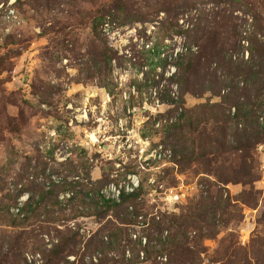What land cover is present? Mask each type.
<instances>
[{"label": "rangeland", "instance_id": "374dc122", "mask_svg": "<svg viewBox=\"0 0 264 264\" xmlns=\"http://www.w3.org/2000/svg\"><path fill=\"white\" fill-rule=\"evenodd\" d=\"M250 38L264 0H0V264H127L113 224L170 222L154 264H264V88L223 85ZM133 177L137 225L103 215Z\"/></svg>", "mask_w": 264, "mask_h": 264}, {"label": "trees", "instance_id": "16d2710c", "mask_svg": "<svg viewBox=\"0 0 264 264\" xmlns=\"http://www.w3.org/2000/svg\"><path fill=\"white\" fill-rule=\"evenodd\" d=\"M108 18L109 17H103L99 19L98 25L99 26L107 25ZM261 30L262 28L260 29V31ZM250 45H251L250 46L251 57L247 61H243L240 64L236 74H234V72L229 73L227 79L223 81L224 88H231V87L233 88L232 94H236V91L239 89L240 84L243 82H246L247 86L249 87L260 85L261 89L264 88V42L260 39L254 40V38H250ZM157 56L161 61L164 60L163 58H161L162 54L160 53V51L157 52ZM184 57L185 56H182L180 60L183 61ZM163 63H164L163 66H166L167 60L165 59ZM160 64L161 63L159 62L157 63L156 60V64L152 65L153 71L157 70V68L161 66ZM236 79L237 82L235 83ZM241 80L242 82H240ZM235 106L238 107L237 117L240 120L244 118H248V123H249V120L252 118V116H254L253 115L254 111L250 112L249 110H246L244 114H241V107L238 105ZM242 107L245 108L246 106L243 105ZM260 112L264 113V109H260ZM249 124L256 125V121H253L252 123ZM257 127L258 130L256 133L254 134L246 133L244 135H241V141L239 142V144L243 148H247L249 144H251V142L254 141V139L260 138V136H262L263 123L258 122ZM142 189L143 186L135 190L133 193H126L125 191H122L119 202L116 200H111L101 197L97 203V206L101 211H103V215L108 213L110 210L111 211L116 209L124 210L126 218L131 217L130 219H127L128 224L137 225L138 218L141 216V211L138 209L137 207L138 204L136 202L140 196V192L142 191ZM82 194H85L86 198L88 199V195H89L88 192L82 191ZM133 206L134 209L132 208ZM130 210H133L132 213L130 212ZM173 224L174 223L170 222L168 224L155 225L154 229L157 232V236L156 237H154V235L150 236L149 242L146 243L144 246L142 244L141 239H138L135 242L130 239V233L128 232V229H123L122 227H118L113 224L112 228L110 229L109 236L106 237L107 241H102L101 244H99L97 250L105 252V249L114 248L115 246H118L123 250H125V248H128L131 253V256L129 259L125 260L127 264H145L150 262L154 264L157 258L163 259L164 257H167L169 259L172 254H175V252L179 250L178 249L179 233L177 230H175L172 227ZM165 233H167L166 236H164ZM72 238L73 237H71L70 240ZM153 241L155 243H153ZM141 253L144 254L142 259L140 257ZM167 264H171V262Z\"/></svg>", "mask_w": 264, "mask_h": 264}, {"label": "built area", "instance_id": "2783aa9c", "mask_svg": "<svg viewBox=\"0 0 264 264\" xmlns=\"http://www.w3.org/2000/svg\"><path fill=\"white\" fill-rule=\"evenodd\" d=\"M159 106V105H158ZM136 177H133V179H131V183H132V186H128L126 188V190H124L126 193H133L135 190H137L139 188V181L135 179ZM117 196H116V201L119 202V197L121 195V190H117Z\"/></svg>", "mask_w": 264, "mask_h": 264}]
</instances>
